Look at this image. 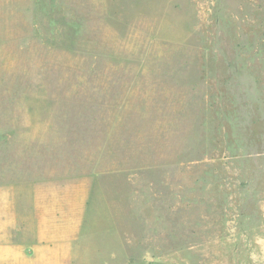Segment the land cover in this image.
<instances>
[{
    "label": "rangeland",
    "instance_id": "rangeland-1",
    "mask_svg": "<svg viewBox=\"0 0 264 264\" xmlns=\"http://www.w3.org/2000/svg\"><path fill=\"white\" fill-rule=\"evenodd\" d=\"M0 100L17 135L54 103L85 141L50 152L105 185L0 212V245L59 227L76 264H264V0H0Z\"/></svg>",
    "mask_w": 264,
    "mask_h": 264
},
{
    "label": "crops",
    "instance_id": "crops-1",
    "mask_svg": "<svg viewBox=\"0 0 264 264\" xmlns=\"http://www.w3.org/2000/svg\"><path fill=\"white\" fill-rule=\"evenodd\" d=\"M5 104V100H0V107H5ZM38 105L43 107L41 118L44 126L43 129L39 127L36 134H10L3 128L6 125L0 123V212L20 207L38 209L51 205L86 204L104 195L105 185L100 173H84L78 166L73 169L71 160L62 158L78 155L68 149L78 147L80 140L85 141L81 130L79 132L75 126H69L67 118L61 126H48L53 115L46 108L54 103L40 101ZM1 116H5V111L0 110ZM61 116L62 113L59 114ZM55 139L66 142L68 149L50 152ZM19 140L23 145L25 140L30 141L28 151L21 153V158H17L19 153L15 150ZM23 233L22 229L13 230L14 236ZM35 233L39 241L36 245H0V264H76L71 259H62L64 248L66 251L69 249L70 230L40 228Z\"/></svg>",
    "mask_w": 264,
    "mask_h": 264
}]
</instances>
